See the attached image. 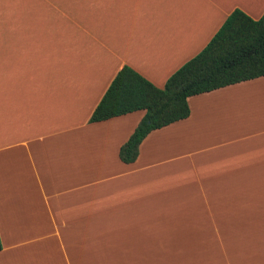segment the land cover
I'll list each match as a JSON object with an SVG mask.
<instances>
[{"label":"crops","instance_id":"1","mask_svg":"<svg viewBox=\"0 0 264 264\" xmlns=\"http://www.w3.org/2000/svg\"><path fill=\"white\" fill-rule=\"evenodd\" d=\"M234 9L264 0H0V264H264L222 236L263 208L264 75L189 96L133 162L145 110L89 120L121 67L164 87Z\"/></svg>","mask_w":264,"mask_h":264},{"label":"trees","instance_id":"2","mask_svg":"<svg viewBox=\"0 0 264 264\" xmlns=\"http://www.w3.org/2000/svg\"><path fill=\"white\" fill-rule=\"evenodd\" d=\"M263 75L264 13L254 19L234 9L206 46L174 71L164 87L155 86L128 65L121 67L89 120L145 110L119 152L124 162H133L150 131L189 116V96Z\"/></svg>","mask_w":264,"mask_h":264},{"label":"rangeland","instance_id":"3","mask_svg":"<svg viewBox=\"0 0 264 264\" xmlns=\"http://www.w3.org/2000/svg\"><path fill=\"white\" fill-rule=\"evenodd\" d=\"M236 190V192L238 194H241L240 192V187H236V188H232L231 191ZM252 191L248 192L247 194H252V195H256V194H260L264 192V187H251ZM264 195V193H263ZM254 200V199H253ZM240 203V198L238 197V201L236 202V204ZM194 204L196 205L197 202L195 201ZM233 204V203H232ZM244 204V203H243ZM235 210H238V208H234ZM198 209V210H197ZM181 210V209H180ZM199 211V208L196 206V209H194L192 206H190V212H194V211ZM174 211V210H173ZM176 215L175 213H172V216ZM178 218V217H173V219ZM190 221L192 219H183L182 221ZM208 220V219H206ZM210 220V219H209ZM224 220L225 219H221L220 222V231L224 230V225L226 226V224H224ZM235 220V219H234ZM241 221L242 224L241 225H247L248 227H242L241 229H239L236 233H231L229 232V230L224 234L222 233V236H224V242L226 244L228 243H239V242H243L246 240H249L252 243H259V242H263L264 244V203H263V208L260 202L258 203H253V208H252V212L250 214L249 217H247V219H236L235 225L234 227L238 228L239 227V222ZM227 229L225 228V231ZM225 256V254H224Z\"/></svg>","mask_w":264,"mask_h":264}]
</instances>
